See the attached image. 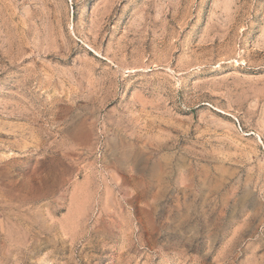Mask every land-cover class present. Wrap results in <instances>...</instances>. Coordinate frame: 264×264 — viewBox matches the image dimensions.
I'll return each mask as SVG.
<instances>
[{"label":"rangeland","instance_id":"1","mask_svg":"<svg viewBox=\"0 0 264 264\" xmlns=\"http://www.w3.org/2000/svg\"><path fill=\"white\" fill-rule=\"evenodd\" d=\"M0 264H264V0H0Z\"/></svg>","mask_w":264,"mask_h":264}]
</instances>
